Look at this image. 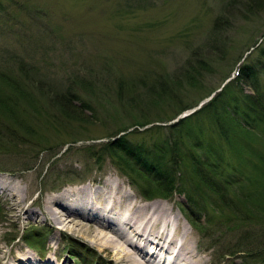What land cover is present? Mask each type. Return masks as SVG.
Masks as SVG:
<instances>
[{"label":"rangeland","instance_id":"rangeland-1","mask_svg":"<svg viewBox=\"0 0 264 264\" xmlns=\"http://www.w3.org/2000/svg\"><path fill=\"white\" fill-rule=\"evenodd\" d=\"M247 3L0 0V75L30 67L40 88L32 87L39 112L23 114L34 132L12 131V120L0 110V175L14 179L11 189L0 190V264H21L16 256L25 251L40 263L50 257V264H117V255L105 250L101 240L92 241V233H76L79 225L68 219L61 223L57 219V224L45 221L44 201L66 187L84 185L92 190L113 185L138 202L152 200L123 173L104 145L124 133L132 143H150L158 135L152 126H168L198 110L212 93L232 83L245 63L258 60L263 65L264 9ZM219 17L221 26L214 29ZM239 83L246 92H254ZM258 86L264 92V71ZM56 100H62V106ZM241 138L251 143L238 139L242 154L234 150L230 155L236 156L234 166L228 168L240 173L244 184L248 181L245 188L263 190V169L255 167L254 156L264 152L263 139L253 134ZM189 139L185 138L190 143ZM89 146L94 147L93 155L87 152ZM189 181H183L184 188L192 191ZM179 184L180 180L177 188ZM236 193L234 188L231 195ZM161 199L170 202L173 214L184 216L181 223L204 264H264V224L241 222L237 218L241 204L237 209L219 202V210L202 214L200 223L208 228L202 232L181 210L183 204L196 211L185 193L176 189ZM245 233H251L260 255L246 259L247 253L231 254ZM26 241L38 243L37 250ZM69 252L80 258L79 263Z\"/></svg>","mask_w":264,"mask_h":264},{"label":"trees","instance_id":"trees-1","mask_svg":"<svg viewBox=\"0 0 264 264\" xmlns=\"http://www.w3.org/2000/svg\"><path fill=\"white\" fill-rule=\"evenodd\" d=\"M248 3L252 8L258 6L256 10L264 9V0H248ZM221 18L216 19L214 29L220 28ZM261 51H263L261 55L264 56V47ZM21 71L25 73V76L21 75ZM21 71L0 75V110L4 117L12 120L14 125L12 131L17 129L24 135H28L35 129L29 121V123H24L23 114L36 116L39 112L37 111L40 110L39 98L33 92L32 87L40 88L36 83L38 78L33 68L29 67V70L22 68ZM263 71L264 64L262 65L261 61L260 63L258 60L254 61L253 64L245 63L238 77L233 79L232 83L226 84L198 110L178 121L169 123L168 126H163L161 123L152 126L151 130L157 132L158 135L150 143L144 140L132 143L127 133H124L116 137L117 139L108 141L104 147L116 160L115 163L123 173L140 187L145 197L169 198L176 189L185 193L189 205H193L197 212L190 211L183 204H181V210L183 213L185 211L184 214L189 222L199 231L208 230L200 223V216L206 215L207 211L212 209L219 210V202H222L225 207L231 208L232 206L237 209V203L241 204L243 209L239 207L240 214L237 217L241 222L252 221L264 224V186L260 191L258 189L261 187L247 189L245 187L248 181L244 184L240 181L241 174L236 175L228 168L234 166L233 157H230L231 153L235 150L238 154H242L238 149L242 143L238 139L245 145L251 143L250 140L241 138V136L246 135L250 138L253 134L260 136L264 142V92L258 86ZM240 81L250 85L254 92H246L239 83ZM157 97L160 99V93ZM56 104L62 106L63 102L56 100ZM187 108L189 106L182 107L180 111ZM61 110L68 113V109L64 107H61ZM80 111L82 112V109ZM74 114L76 116L79 113ZM205 118L210 120L209 124L204 123ZM158 121L166 122L167 120ZM136 132L137 130L129 134ZM186 137L191 138L190 143L185 140ZM87 148V152L93 155L91 150L94 147ZM263 153L257 152L254 156L258 159L255 167L260 165L264 176ZM240 172L243 170L241 169ZM185 179L191 180L190 185L193 184L194 187L192 191L184 188ZM178 180L180 184L177 188ZM234 188L237 193L232 196ZM195 193H199V198ZM234 197L239 202H235ZM251 238V233H245L231 254L247 253L246 259L254 254L260 255L257 245L251 242Z\"/></svg>","mask_w":264,"mask_h":264},{"label":"bare ground","instance_id":"bare-ground-1","mask_svg":"<svg viewBox=\"0 0 264 264\" xmlns=\"http://www.w3.org/2000/svg\"><path fill=\"white\" fill-rule=\"evenodd\" d=\"M203 121L210 123L208 118ZM13 180L0 175L2 193L11 189ZM112 186L95 190L89 185L73 186L48 195L43 205L45 221L57 224V219L58 223L68 219L79 225L76 233H92V241L101 240L105 250L117 255V264H204L195 252L190 231L181 223L180 217L184 216L180 212L178 216L173 214L170 202L160 197L141 203L126 190ZM19 192L22 194V190ZM16 258L21 264H50V257L40 263L26 251Z\"/></svg>","mask_w":264,"mask_h":264}]
</instances>
